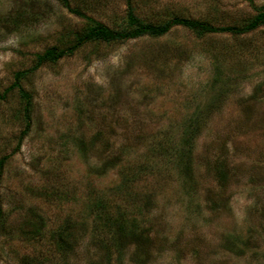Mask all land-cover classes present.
Here are the masks:
<instances>
[{
	"label": "rangeland",
	"instance_id": "rangeland-1",
	"mask_svg": "<svg viewBox=\"0 0 264 264\" xmlns=\"http://www.w3.org/2000/svg\"><path fill=\"white\" fill-rule=\"evenodd\" d=\"M68 2L126 27L127 0ZM130 3L144 22L182 16L217 26L246 24L264 6ZM86 28L58 0H0V94L36 53ZM21 85L32 97L18 149L20 96L0 99V158L9 155L0 170V264H264V26L236 36L174 26L160 37L90 41ZM120 214L118 258L115 228L103 219ZM67 225L72 251L56 241Z\"/></svg>",
	"mask_w": 264,
	"mask_h": 264
},
{
	"label": "trees",
	"instance_id": "trees-1",
	"mask_svg": "<svg viewBox=\"0 0 264 264\" xmlns=\"http://www.w3.org/2000/svg\"><path fill=\"white\" fill-rule=\"evenodd\" d=\"M61 2V4L72 14L83 18L87 23V28L85 32L78 36L75 41H73L71 44L64 46V47H57L52 46L46 48L41 53L35 54V63L34 65L27 69L22 71H17L14 73V81L9 85L8 88L4 90L3 93L0 94V99H4L12 90H16L20 96L21 99V110H22V116L24 120V129L20 133L16 149L19 148L21 139L26 134L27 130L30 126V107H31V93L24 89V87L21 85V80L26 76L28 73L33 72L37 70L41 65L48 63V62H57L61 58L73 54L75 50L78 48H81L84 44L90 42V41H101L105 43L110 42H121L126 41L130 39L139 38L142 36H150V37H160L166 34L172 27L174 26H182L191 30H194L201 34H221V33H229L231 35H242L248 32H251L258 28L259 26H264V6L260 7L257 14L250 19L246 24H243L241 26L237 25H223V26H217L213 25L210 22L207 21H200L195 20L191 18H186L182 16H174L171 18H168L162 23L156 24L151 22H144L142 21L136 14L134 13L130 0H127V16H126V27L122 30L113 29L104 23L97 21L86 14L82 13L80 10L74 9L69 6L68 0H58ZM9 155H5L0 158V170L3 167L4 162L8 158ZM183 159L178 162L177 166H183L184 167V173L186 174L188 168H189V161L187 159ZM218 178L221 181H225L227 179L226 172L222 169L219 171ZM103 216V214L101 213ZM104 226H108L109 228L114 227L115 231L112 232V236L115 239V242L113 240L111 242L113 245L114 253H116L117 257L121 258L123 256V245H124V239L123 235L125 233L126 228V217L123 214L117 215L115 217L104 215ZM101 218V217H100ZM2 219V210L0 206V222ZM135 225V224H133ZM134 227V231H135ZM72 228L70 225H67V228L61 227L58 231V234L56 235V241L60 244L59 248L61 250H73V247L75 246V242L77 241L76 236L72 237L73 235ZM135 238H140V235L142 233L135 231ZM138 233V234H137ZM144 233V231H143ZM146 234V233H145ZM70 238V239H69ZM107 251V249H106ZM109 256H105L107 261H109ZM99 264V263H96Z\"/></svg>",
	"mask_w": 264,
	"mask_h": 264
}]
</instances>
